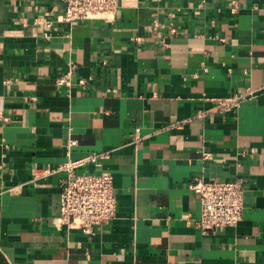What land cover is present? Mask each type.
<instances>
[{"label":"crops","instance_id":"1","mask_svg":"<svg viewBox=\"0 0 264 264\" xmlns=\"http://www.w3.org/2000/svg\"><path fill=\"white\" fill-rule=\"evenodd\" d=\"M263 8L120 0L71 24L59 0H0V264H264ZM103 152L82 171L113 174L117 212L88 235L60 218L50 169ZM239 177L242 219L203 235L190 184Z\"/></svg>","mask_w":264,"mask_h":264},{"label":"built area","instance_id":"2","mask_svg":"<svg viewBox=\"0 0 264 264\" xmlns=\"http://www.w3.org/2000/svg\"><path fill=\"white\" fill-rule=\"evenodd\" d=\"M232 12H237V4L233 3ZM61 14L59 19L68 23L79 20L115 19L120 8V0H59ZM264 11V8H263ZM44 21L47 27L53 24L52 19L38 17L36 23ZM158 22L155 23L157 27ZM175 33L174 26L170 27ZM69 73L58 79V83L70 84ZM83 82V80H82ZM246 95L234 93L226 97L214 98L215 108L221 112H235L242 104ZM77 144L70 140L69 146ZM7 147V145H5ZM110 152L92 153L79 159H69L65 163L51 168V172L63 171L60 218L69 227L80 229L88 235H95L96 227L107 224L117 212V197L114 190V178L110 172L82 171L88 165L99 166ZM204 158H211L209 153ZM245 179L235 181H203L195 179L190 188L201 199V213L198 227L203 235L215 233L216 229L236 226L242 219L245 190Z\"/></svg>","mask_w":264,"mask_h":264}]
</instances>
